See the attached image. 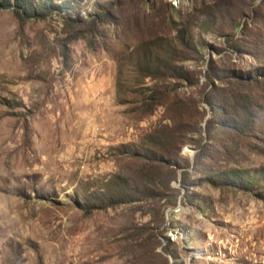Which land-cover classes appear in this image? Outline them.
<instances>
[{
	"label": "rangeland",
	"instance_id": "1",
	"mask_svg": "<svg viewBox=\"0 0 264 264\" xmlns=\"http://www.w3.org/2000/svg\"><path fill=\"white\" fill-rule=\"evenodd\" d=\"M30 3L0 8V264H264V0Z\"/></svg>",
	"mask_w": 264,
	"mask_h": 264
},
{
	"label": "trees",
	"instance_id": "2",
	"mask_svg": "<svg viewBox=\"0 0 264 264\" xmlns=\"http://www.w3.org/2000/svg\"><path fill=\"white\" fill-rule=\"evenodd\" d=\"M47 1V0H46ZM48 3L39 4L38 5H31L30 0H13V3L11 4L10 0H0V8L3 9H10L14 8L15 13L22 17H44L47 12ZM63 10H66L67 8H62ZM20 11V12H19ZM259 71H254V73H258ZM260 72H264V70H260ZM230 177H238L237 175L231 173ZM227 182V177L225 178ZM218 182V181H216ZM233 182V181H230Z\"/></svg>",
	"mask_w": 264,
	"mask_h": 264
}]
</instances>
